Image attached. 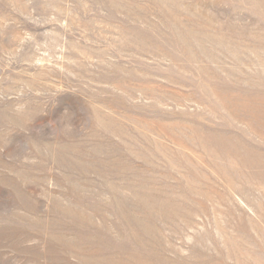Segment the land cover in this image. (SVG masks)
<instances>
[{"label":"rangeland","instance_id":"1","mask_svg":"<svg viewBox=\"0 0 264 264\" xmlns=\"http://www.w3.org/2000/svg\"><path fill=\"white\" fill-rule=\"evenodd\" d=\"M0 264H264V0H0Z\"/></svg>","mask_w":264,"mask_h":264}]
</instances>
